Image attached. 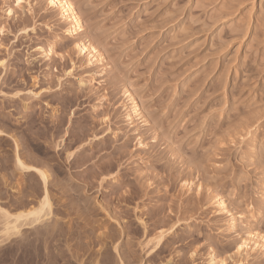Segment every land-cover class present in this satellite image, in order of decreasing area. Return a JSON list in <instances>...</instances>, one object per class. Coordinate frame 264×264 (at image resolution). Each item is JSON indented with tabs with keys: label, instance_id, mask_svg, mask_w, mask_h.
<instances>
[{
	"label": "rangeland",
	"instance_id": "rangeland-1",
	"mask_svg": "<svg viewBox=\"0 0 264 264\" xmlns=\"http://www.w3.org/2000/svg\"><path fill=\"white\" fill-rule=\"evenodd\" d=\"M70 2L77 36L47 0H0V209L41 196L19 156L50 169L52 203L42 226L0 233V264L37 244L41 264H264V0Z\"/></svg>",
	"mask_w": 264,
	"mask_h": 264
},
{
	"label": "bare ground",
	"instance_id": "bare-ground-1",
	"mask_svg": "<svg viewBox=\"0 0 264 264\" xmlns=\"http://www.w3.org/2000/svg\"><path fill=\"white\" fill-rule=\"evenodd\" d=\"M21 0H17V2H20ZM47 5L49 6V7H55V8H57L58 9V11L60 10V15H61V18H63L66 22H69V24H70V28H68L67 27V30L65 31V33H66V35H68V36H77L78 34H79V32H81L82 31V25H81V20H80V17H79V15H78V13L76 12V10H75V8H74V6H73V4H72V2H70V0H47ZM76 47H77V49L80 51V52H83L84 54H85V56L88 58V60H91V58H95L96 59V61H99V59H100V54L95 50V48H93L92 46H90V45H86V44H82L81 42H78V44L76 45ZM38 51H42L43 53H45V51H44V49L42 48V47H39L38 49H37ZM130 101H131V103L134 105V114L135 115H137V116H140V113H139V109H138V107H137V105L134 103V100L133 99H131L130 98ZM2 131V130H1ZM1 131H0V134H1ZM38 135V134H37ZM40 138V137H39ZM38 138V139H39ZM44 138V137H43ZM37 139V138H36ZM45 140L44 141H46V140H48L46 143H49V138L48 139H46V138H44ZM14 142H15V140H14ZM51 142V141H50ZM51 144H52V142H51ZM15 145H18L17 144V141H16V144ZM58 145V144H57ZM27 147V146H26ZM26 149V148H25ZM29 149V148H28ZM27 150V149H26ZM25 151V150H24ZM27 151H29V150H27ZM26 152V151H25ZM68 152V151H67ZM25 154H27L28 156H25ZM20 155V154H19ZM25 156V157H29L30 159H31V157H32V155H31V157H30V155H29V153L27 152V153H24L23 154V152H22V156ZM15 156V155H14ZM72 156V153H67L66 154V159H69L70 157ZM25 157H24V159H25ZM19 158H20V156H19ZM18 157H15V161H14V164H15V167L21 172V174L24 176L25 174H23V171H27L28 173H36V175H37V177L39 178V180H41L42 182H43V184H42V190H41V196H40V198L38 199V201H37V198L34 196V192H37V191H34L33 192V194H32V197L33 198H35L36 199V203L34 204V205H36V206H34V205H32V206H30V209H28V210H20L19 209V213H17V214H10L8 211H6V210H2V208L0 209V219H2V224H1V226H2V228H0L1 229V231H0V233L2 234L1 236H3V237H5L6 238V240L8 239H10V238H12V237H15V236H17V235H19V231H20V227H23L22 225H27V226H29V225H31V224H36V226L37 227H40V226H42L43 224V221H44V218L45 217H48V216H50L51 214H52V203L50 202V199H49V191L47 190V182H49V180H50V177L48 176V174L50 173H47L48 171H50V169L49 170H47V172H45V170H43L42 168H44V167H40V166H44V164L42 163V165L40 164V162L41 161H39V164H40V166H39V164H37V166H39V168H41V169H39V168H37V166L35 167V166H32V164H33V161L29 164L28 162H27V165H26V162H23V161H21L20 159H19ZM23 159V160H24ZM34 159V163H37V160H36V158H34V157H32V160ZM47 160V159H46ZM46 160L44 159V161H45V166H47L48 167V163L46 162ZM26 161V160H25ZM28 161V160H27ZM30 161V160H29ZM36 161V162H35ZM48 161V160H47ZM43 162V161H42ZM49 162V161H48ZM46 163H47V165H46ZM35 165V164H34ZM46 168V167H45ZM44 168V169H45ZM49 168V167H48ZM47 168V169H48ZM22 175H20V176H22ZM53 174H52V171H51V175L50 176H52ZM29 176H31V175H29ZM53 176H55V175H53ZM52 176V177H53ZM48 177H49V180H48ZM3 178V177H2ZM54 178V177H53ZM56 179H57V177H55ZM55 178L53 179V181L55 180ZM21 179V178H20ZM48 180V181H47ZM23 181V180H22ZM51 181H52V179H51ZM56 182V181H55ZM50 183H52V182H50ZM18 184V183H17ZM16 184V185H17ZM57 185H58V183H56ZM55 186V185H54ZM19 187V186H18ZM57 187V186H56ZM58 187H60V185H58ZM62 188H64V187H62ZM62 188H61V191H62ZM31 189H32V187H30V191H31ZM35 190V189H34ZM32 191H33V189H32ZM19 192V191H18ZM28 192H29V190H28ZM28 192H26L27 194L26 195H28ZM51 192V191H50ZM20 193V192H19ZM22 193V192H21ZM64 193V192H63ZM66 193V192H65ZM65 193L63 194V196H65ZM30 194V193H29ZM61 194V193H60ZM25 195V197H26V199H27V196ZM36 195V194H35ZM38 196H39V191H38V194H37ZM66 195H67V193H66ZM19 196V195H18ZM52 196V195H51ZM50 196V197H51ZM62 196V195H61ZM60 196V197H61ZM29 198V197H28ZM63 198V197H62ZM17 199V198H16ZM32 199V198H31ZM18 200H19V198H18ZM29 200V199H28ZM57 200V199H56ZM27 201V200H26ZM26 201H25V205H26ZM30 201V200H29ZM29 201L27 202V204L29 203ZM33 201H34V199H33ZM51 201H52V197H51ZM55 201V200H54ZM19 202V201H18ZM32 202V201H31ZM59 203H61L60 202V199H59ZM20 204V203H19ZM19 204H17V206L19 205ZM21 204H22V206H20V207H24L23 206V203L21 202ZM20 204V205H21ZM31 204V203H30ZM29 204V205H30ZM28 205V206H29ZM59 205V204H58ZM62 206H64L63 204H61ZM67 205V204H66ZM216 205L217 206H220L222 209H225V204H224V202L222 201V200H217L216 201ZM17 206H16V208H17ZM27 206H25V208H26ZM24 208V209H25ZM11 209V208H10ZM15 210H17V209H15ZM53 213H54V211H53ZM54 214H56L57 216H58V214L56 213V211H55V213ZM55 215V216H56ZM67 216H68V214H67ZM80 217V216H79ZM56 218V217H55ZM50 219V218H49ZM54 219V218H53ZM56 219H58V218H56ZM55 219V220H56ZM53 221V220H52ZM51 221V223H52V225L54 224V222H52ZM0 222V223H1ZM27 222H29V224H27ZM45 222H46V220H45ZM57 222H59V221H57ZM51 223H50V225H51ZM60 223H62V222H60ZM42 224V225H41ZM59 224V223H58ZM55 225H57L56 223H55ZM65 225V224H64ZM229 225H230V227L232 226V224L231 223H229ZM0 226V227H1ZM63 226V225H62ZM61 226V227H62ZM48 227V226H47ZM56 227V226H55ZM65 227V226H64ZM67 227V226H66ZM69 227V226H68ZM49 228V227H48ZM56 228H59V227H56ZM72 228V227H71ZM68 229V228H67ZM50 230H51V228H50ZM57 230H55L54 231V229H52L50 232H48V231H46L45 230V236H43L42 235V237H43V240H44V238H46V235L48 236V235H50L51 233L53 234V232L55 233ZM60 232H63V230H61V228H60ZM67 232H69V230L67 231ZM41 234H44V232L42 231V232H40ZM57 233H58V231H57ZM56 233V234H57ZM36 234V233H35ZM37 234H38V232H37ZM55 234V235H56ZM62 234V233H61ZM60 234V235H61ZM23 235V234H22ZM25 235V234H24ZM23 235V236H24ZM59 235V234H58ZM59 235V236H60ZM29 236V235H28ZM40 236V235H39ZM54 236V235H53ZM62 236H63V234H62ZM101 236V235H100ZM106 236V235H105ZM21 237V236H20ZM25 237H27L26 235H25ZM56 237V236H55ZM54 237V238H55ZM37 237H35V240L37 241V239L38 238H40V237H38L37 239H36ZM48 238V237H47ZM60 239H61V237H59ZM106 238V237H105ZM158 239H156L157 240V242H156V245H158L159 244V242L161 241V238H162V235H158V237H157ZM4 239V238H3ZM28 240H30L29 238H27ZM90 239V238H89ZM114 239V238H113ZM253 239H257L258 240V243L260 244V248H262V249H264V236H253L252 237V239L251 240H253ZM24 240V239H23ZM26 240V239H25ZM34 240V241H35ZM40 240H42L41 238H40ZM43 240H42V244L44 243L43 242ZM48 240H51L50 239V237L48 238ZM53 240V239H52ZM105 240V239H104ZM110 241V239H108L107 238V241ZM5 241V240H4ZM18 241H19V239H18ZM20 241H22V237H21V240ZM32 240H30V242H31ZM34 241H32L33 242V244H34ZM45 241V240H44ZM55 241H57V239L55 238ZM55 241L53 240V242L55 243ZM101 241H102V239H101ZM3 241H1V243H2ZM11 242H15V240H11ZM10 242V243H11ZM25 242L26 241H24V244H25ZM28 243H29V241H27ZM46 242H47V239H46ZM49 243H50V241H48ZM60 241H57L56 243H59ZM66 242V241H65ZM85 242V241H84ZM16 243V242H15ZM48 243V244H49ZM52 243V242H51ZM54 243H52L53 244V246L55 247V244ZM102 243V242H101ZM112 242H110V244H111ZM155 243V242H154ZM255 243H257L256 241H254L253 242V244H255ZM17 244H19V243H17ZM29 244H32V243H29ZM29 244H28V246H29ZM45 244V243H44ZM109 244V245H110ZM116 244V243H115ZM57 245V247H58V245L59 244H56ZM79 245V244H78ZM105 246L104 247H106V244H104ZM24 245H20L19 247L16 245V247H17V253H18V248H19V250H22V252H23V250H25V249H23V248H25V247H23ZM27 246V245H26ZM33 246V245H32ZM37 246V248H39V246H38V244L36 245ZM52 246V245H51ZM88 246V245H87ZM127 246V245H126ZM154 246H155V244H154ZM30 247L31 246H29V247H27V248H29L30 249ZM43 248H42V251L44 250V251H46V250H48V246H47V244L46 245H44V246H42ZM108 247V246H107ZM112 247V246H111ZM156 247V246H155ZM242 247H247V245L245 244V243H243V244H241L239 247H238V249H237V251L239 252V251H241L242 250ZM254 247H255V245H254ZM35 246H34V248L32 247V249H34L33 251L34 252H31L32 254H31V256H30V258H29V261H27L26 263H24L25 261L22 259L23 258V255H24V253H23V255H20V256H22V258H21V261L23 260L24 262H21L20 261V264L22 263V264H27V263H29V264H41L42 262H41V260H42V254H40V252H39V250L37 249ZM51 247L49 246V249H50ZM53 248V247H52ZM103 248V247H102ZM16 249V248H15ZM71 249V248H70ZM86 249H88V248H86ZM99 249H101V247H99ZM111 249V248H110ZM127 249V248H126ZM52 250V249H51ZM58 250V249H57ZM60 250V249H59ZM57 251V253H55V251H56V247H55V251L53 250L52 251V256L54 255V253L57 255V257H59L58 255H59V252H60V254H61V250L60 251ZM76 251H77V249H75ZM111 250H113V251H115L116 250V245L113 247V249H111ZM3 251V250H2ZM31 251V250H30ZM43 251V253H45ZM76 251H74L73 250V252L74 253H76ZM79 252H80V254L81 253H85V256H86V250L84 249V251L83 252H81L82 250H78ZM104 251V250H103ZM117 251V250H116ZM4 252V251H3ZM27 252V251H26ZM54 252V253H53ZM89 251L87 250V253H88ZM92 252V251H91ZM5 253V252H4ZM20 253V252H19ZM42 253V252H41ZM72 253V252H71ZM96 253V252H95ZM95 253H91V256L93 255V257H94V254ZM98 253V252H97ZM100 254H103L101 251H100ZM104 254H106V252H104ZM13 255H14V253H13ZM15 255H17V254H15ZM15 255L13 256V258H14V260H15ZM46 255V254H45ZM44 255V256H45ZM56 255H55V257H56ZM71 255V254H70ZM75 256H76V254H74ZM77 255H78V253H77ZM88 255V254H87ZM98 256H99V254H97ZM97 255L95 256V257H97ZM107 255V254H106ZM4 256V255H3ZM18 256V255H17ZM25 256H27V258L29 257V255H28V253H27V255H25ZM24 256V259L26 258ZM51 255L49 256V259L52 257ZM81 256H82V254H81ZM90 256V257H91ZM102 256V255H101ZM47 257H48V252H47ZM54 257V258H55ZM61 257H62V259H60V257H59V260H60V264H62V263H64V264H66V262H68L69 264L71 263L70 262V259L69 258H66V260H65V258L63 257V253H62V255H61ZM69 257V256H68ZM71 257V256H70ZM93 257H92V259H93ZM100 257V256H99ZM19 258V257H18ZM26 258V259H27ZM54 258H52V259H54ZM76 258V257H75ZM77 258H79V260H76L77 262L76 263H78L79 261H80V258H84V256L83 257H79V255H78V257ZM89 258V257H88ZM87 257L85 258L86 259V261L84 262L85 264H86V262L87 261H89V259L91 260V258H89L88 259ZM98 258V257H97ZM71 259H73V258H71ZM99 259H101V257L99 258ZM117 259H119V258H117ZM116 259V260H117ZM1 260H2V257H1ZM4 260V259H3ZM2 260V261H3ZM18 261H19V259H17ZM16 260V261H17ZM56 260L57 259H55L51 264H56V263H59V262H56ZM62 260H65L64 262H62ZM67 260H69V261H67ZM95 260V259H94ZM5 261V260H4ZM42 261H44V259L42 260ZM45 261H48V258L46 259L45 258ZM51 261V260H50ZM58 261V260H57ZM82 261V260H81ZM102 261V260H101ZM104 261V260H103ZM105 261H106V259H105ZM108 261V260H107ZM118 261H122V259L121 260H118ZM62 262V263H61ZM96 264H97V262H96V260L94 261ZM99 263H100V261H98ZM123 262V261H122ZM48 262H46V264H47ZM67 263V264H68ZM74 263V262H73ZM81 263V262H80ZM90 264V261L89 262H87V264ZM93 263V262H92ZM94 263V264H95ZM106 264H107V262H105ZM104 263V264H105ZM125 264H126V262H124ZM14 264H16V263H14ZM18 264H19V262H18ZM50 264V263H49ZM115 264H117V263H115ZM119 264H120V262H119ZM121 264H123V263H121Z\"/></svg>",
	"mask_w": 264,
	"mask_h": 264
}]
</instances>
